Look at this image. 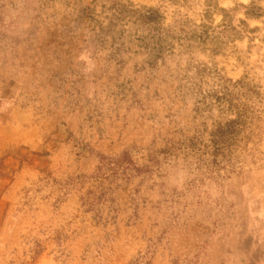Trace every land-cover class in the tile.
Returning a JSON list of instances; mask_svg holds the SVG:
<instances>
[{
    "label": "rangeland",
    "instance_id": "374dc122",
    "mask_svg": "<svg viewBox=\"0 0 264 264\" xmlns=\"http://www.w3.org/2000/svg\"><path fill=\"white\" fill-rule=\"evenodd\" d=\"M0 264H264V0H0Z\"/></svg>",
    "mask_w": 264,
    "mask_h": 264
}]
</instances>
